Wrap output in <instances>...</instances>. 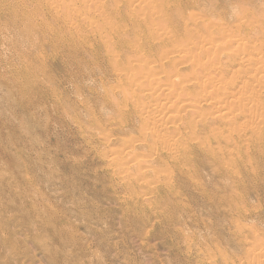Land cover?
Instances as JSON below:
<instances>
[{"label":"rangeland","instance_id":"obj_1","mask_svg":"<svg viewBox=\"0 0 264 264\" xmlns=\"http://www.w3.org/2000/svg\"><path fill=\"white\" fill-rule=\"evenodd\" d=\"M47 1L56 2V3L58 2L57 6L58 7L60 6L61 12L59 11V8L52 9V8L47 7L46 6ZM80 1L78 3H75V6H71L72 5L71 1H67L66 3L64 2L65 4L62 2L63 5H67V7L64 6L63 8V5L61 4V2L59 4V0L58 1L56 0H3V1L0 0V3H1L0 14L4 16L3 18L0 15V60H1L0 62V66H1L0 67V74H1L0 75V156H1L0 157V163H1L0 164V230L7 231V235L9 238L8 242L6 244H3L2 239H4L6 236H1L0 234V264H41V263L42 264H87V263L88 264H97V263L106 264L105 262H107V264H124V263L125 264H201V263L202 264H211V263L212 264H215V263L216 264H225V263L226 264H230V263L231 264H250V263L255 264L256 262H257L256 264L264 263V257L260 259L261 256L264 254L263 252L264 251V246H263L264 245V241H263V238H264V154H262V152H264V146H263L264 141L258 142L257 140H255V138H248V139L246 138L247 141L249 139L252 140V141L250 140V142L248 141L249 144H246V148L248 145H250L248 146L250 147L249 151H247L248 148L247 149L245 148V143H247V141L246 142L244 141V145H243L244 147H242V142H240V144H237V143L234 145L230 144V146L228 147L227 145H223L222 148H224L223 150H225V147H226V150H225L226 152L224 151L225 153L223 155L224 157L221 158L220 161L219 160L215 161L213 159L206 158L205 161L202 163L201 162L199 164L193 163L195 166H193V164H187L186 166L183 167L184 168L183 171H184L185 178L191 177L189 178L191 179L189 182L182 181V177L180 175V171L178 170V167L175 166L172 163V161L170 160L169 162L167 161L166 164L169 165L168 169L173 170L172 171L173 172V175H172L173 182L171 180V185L173 183L175 184V185L174 184L172 185V187L174 186L172 188L173 190L172 189L166 190L164 183H162L161 186H159V187L163 186V188H159L156 190H155L156 187L151 188V190L146 189L143 186L144 184L143 181L142 182L139 181V183L134 182V184L133 183L125 184L123 182V179L117 175V170H114L115 167L110 166L109 164L110 161L107 159V157L104 158L105 155L108 156V154H110V151L114 149L115 151L117 150V152L119 151L121 152V150L123 151V149H125V152H129V149L131 150L130 147L132 145H135V146L138 145L140 147L141 145H143V143L141 142L138 143V141L141 138L140 130L143 126V121H141V119L145 118L146 116V112L143 113L144 110L143 109L141 110V108H143L144 106L145 107L150 106V103H149L150 100L147 98H146L147 100L145 99V97L148 96L146 94L149 93L147 90L148 87L147 88L145 87L146 88L145 90L147 91L143 92L144 94H141V96L143 95L142 97L138 95H136V97L135 95L134 97H131L133 93L137 92L138 90L137 89L138 87L135 86V83L134 84L132 83V80H133L132 78H134V76L137 75L140 80L142 76L139 77L141 73L140 74L138 73L139 75L137 73L132 74L131 72H129L131 74L126 73L128 72L127 71L128 68L124 67L126 66V64L128 67L131 64L132 66L138 64L139 60H140V63H142L141 60L146 61V62L147 61L151 62V59L155 62L159 61L160 56H162V53L164 56V55H167L168 52L170 51L169 52L170 54L172 51L171 48L173 49V52L174 50L177 51L176 48H179L180 46H182L181 43H183V46H182L183 48L186 47L184 43L185 44L187 43L188 46L190 43V45H194V46L196 45L197 47L198 43L200 44V46H203L204 43L207 44V41H209L210 38L215 39V42L217 43L220 42L219 45L223 44L222 41L224 42L223 40L224 38L222 37H226V35H228L227 37H230V36L233 37V36L238 35L236 37L244 38V35L246 36L247 29L245 27L242 28L243 27L242 24H245L242 22L244 21L246 22V20L250 19V15L247 14L248 11L249 13H253V11L258 13L259 9L260 11L264 10L263 8L264 0H200V1L199 0L197 1H194V0H187V1L186 0H176V1L175 0H169V1L164 0V1H161V0H158L157 2L156 0H153V1L150 0L151 5L152 3H154L153 6L150 7V9L153 7L152 9H154L153 10L154 13L150 12V9L147 10L149 13H151L152 18L151 17L149 18L150 15H148V12H146L148 16L145 13L138 14L137 28L142 23H144L141 25V28H139V29H142L140 30V32L135 31L136 27L134 28V26L129 22V24L127 25L129 29L128 28L126 30L122 29L121 32L120 30H118V32L121 34H119L116 31V35L118 37H115L116 35L114 34L115 36H113L111 43H107V44L102 43L101 41L102 39H100L98 36L96 37L95 33L94 35L90 34L87 30H84V33H80V35H77L75 39H73L74 40L73 43L72 42H69V43L60 42L59 39L61 38V36H64L63 39L65 40H72L70 39L69 34L67 33L64 21H62L63 18H69L67 17V15L65 16V14H67L65 13L66 8L73 9V8L79 7L82 10H84L85 13L91 14L92 18L96 16L95 17L96 19H101V15L103 13L96 11V13L94 14L92 12L95 11V10L93 11V9L95 8L94 5L97 2L99 3L103 1L107 3L106 9H108L109 14H111V15H108L109 19L111 17L112 20L115 19L119 23L120 22L123 23L124 21L128 19V14H127L126 8L124 7L125 3L128 4V1L125 2L122 0H117L119 1V3H121L122 11L121 10L117 11L115 8H113V6L115 7L116 5L115 0H114L115 2L112 0H88L90 1V4H91V1H93L91 5L87 3L88 1L87 2L84 1L85 3L84 5H83V1L81 2ZM146 1L149 2V0H146ZM69 3H70V6H68ZM80 3H81V7H80ZM162 3H164L163 6H162ZM168 3L170 6H167ZM221 3L223 4V8H222ZM174 4L177 6V7L175 6L176 8L173 7ZM182 4L184 5L182 6ZM84 6L85 8H83ZM87 6H90V7L87 8ZM161 6L163 7V13H162L163 16L160 14L162 12ZM159 7H161V9ZM244 7L245 9L246 8H251V9H247L248 11L245 12L243 11L245 10ZM155 8L160 13L157 12ZM196 8L200 11H198ZM183 9L185 10V12ZM239 10L244 12V14L246 15H243V13ZM56 11L58 12V16H57ZM170 11L172 12L173 16L170 14ZM174 11L176 12L178 11L179 15L174 14L176 13ZM191 12L192 13L195 12L193 14L195 15V17L197 16L199 18L200 16L198 15L202 16L201 19L199 20L200 22L198 26H194V24L190 21L189 16H192L193 18V15ZM197 12L199 14H197ZM237 12L240 14L242 18L237 14ZM14 13L20 15L19 16L20 21L18 23L19 25L16 24V26H14V24L9 25L4 20L6 17L11 16V14L13 15ZM169 14L171 17L169 16ZM141 15H144V16L143 18L140 19ZM145 15H146V18H145ZM175 15L176 17H174ZM236 15H238L239 17ZM108 16H106L105 18H107ZM156 16L157 17L160 16V17L157 18ZM58 17H60V19H58ZM147 17L150 19L151 22L155 21L153 25L154 24L157 25V22L159 24L160 18L162 19V21H160V24H162V22H164L165 19H166V22L169 23L168 25V23L164 22V25H167L168 28L167 26L166 28H164L163 25L161 26L160 24L157 25V27L154 25L156 28H158L159 26L158 30L155 27H153V29L158 31L157 32L158 34L161 32V31L159 32V30H162V29L164 30H162L161 34H165L166 30L168 29L170 31L173 30L174 32L176 30L177 34L179 33L178 36L176 35V32L173 34L172 33L173 31L171 33L174 39H172V37L169 38L170 37L169 34L167 35L169 37H164L161 34H159L160 36L159 35L156 36L157 33L155 32V30L152 29L153 25H151L152 23L148 21L149 19H147ZM195 17L193 19L191 18V20H195ZM237 17L239 19L245 18V20L240 21L238 20ZM144 18L146 19L145 21H144ZM167 18H168V21H167ZM24 20H27V21L23 22ZM171 21H174V23L173 22L171 23ZM207 21L210 23H208ZM70 22H75V20L74 21L72 20ZM188 22H191V23H188ZM203 22L204 24H207V25H204ZM218 22L220 23V26H216V25H219ZM23 23L24 24L34 23V26L36 28L33 27L32 30L26 31V29L24 30L25 27ZM212 24H214V27L212 26ZM208 25L210 26V28L212 26L214 29L213 30L211 29V31H209L208 29L210 28ZM221 25L223 26L221 27ZM171 26L175 27L176 29H173ZM148 27H151L150 31L146 29ZM185 27H188L186 29L187 31V33H185L186 35L184 34V32H186ZM236 27L242 28L240 29V32L238 31L239 28L237 29ZM229 28L235 31H232ZM123 30L125 32H123ZM207 30L209 32H212L213 34L208 33ZM148 31L150 33H153L154 31V33L152 34L153 37L150 33H148ZM170 31H167V33H169ZM224 31L226 33H229L230 36L229 34H226ZM232 32H235V34L233 35ZM238 32L240 34H238ZM141 33H142V36H141ZM189 33H190V36H189ZM209 34L212 36L208 38L207 36ZM56 35H58V37H56ZM213 35L216 37H214ZM125 36H127L129 40ZM158 36L161 38L163 37L162 38L163 41H161L162 39H159V38L158 39L160 41H158L157 39ZM186 36H188L189 38H196V41L189 40L188 37ZM150 37L152 38L156 37V39L151 38L152 39L151 41ZM81 38H84L83 39L84 42H81L82 40ZM203 38L204 39L206 38L205 39L206 42L203 41L204 40ZM88 39H92L91 41L93 42L89 40L90 41L89 43ZM134 39L135 41L140 39L141 42H144L143 49L144 48L145 49L140 50L139 52H136L138 53V55L133 56L132 57L133 59H130V61L128 62V59H125L127 56V53L129 51H132L133 48L136 47L134 43L136 45L139 44V41L135 42ZM199 39L200 41L198 42L197 40ZM113 40L118 42V45L116 46L118 47L120 45L119 48L115 47V45L112 44ZM179 40L181 41V43L179 42ZM184 40H186V42H184ZM174 41L177 43L179 42L181 45L178 43L177 46L179 47H176L175 45L177 43H175ZM146 42H148L149 44ZM166 42L167 43L171 42L172 46L174 44V48L171 46V44L168 45ZM259 42L256 43L255 45L254 43H250L249 44L250 46L248 47L249 51H253L254 49L252 47H255V49L256 48L259 49V52L260 51L262 52L263 50L262 45H264V38L259 40ZM48 44L49 45L51 44L53 46L51 45L47 46ZM110 44H112L113 48L106 47L107 45H110ZM54 45L58 47L53 48ZM161 45H163L164 47ZM150 46L152 48H157V50L150 48ZM167 48H169V50ZM183 48L180 47L179 49L181 50ZM257 49L255 51H258ZM10 50L12 52H10ZM165 50L166 51L168 50V52H166L167 54L164 52ZM58 51L59 53H57ZM109 51L114 54H117L118 52H120V55L118 54L119 59L115 60V62L113 61L114 59L112 60L109 59L108 58ZM151 52H153V54ZM198 52H199L198 50L195 52L194 54L195 57L193 59H203L202 62L203 63L208 62V64L217 63L216 61L209 62L211 61L210 59H216L215 55L198 56ZM245 52L246 51H241L239 53V51H237V53L236 52L233 53L235 55H232V53L229 51V54L232 55L233 57L228 55L229 57H223V59L224 61H226L230 57L231 59H236V58L240 59L241 57L243 58L245 56L244 55ZM238 53L239 55L241 53L243 55L241 54L242 56L240 55L241 56L240 57ZM93 54H96V55H93ZM99 54L100 56H98ZM153 55L156 57H154ZM177 55L175 54V55H172L171 57L173 60H176L175 62L177 65L179 64L177 70L179 69V71L182 73L181 78H184L183 74L187 75V74H190L191 72L190 69L188 68L189 63L181 64L179 62L180 61L179 58L181 56L178 55L179 56L178 57ZM85 56L87 57L85 58ZM138 56L139 58L141 56V58L139 59ZM61 59H62V62L60 61ZM134 60H136L137 62ZM116 61H117V64H116ZM130 62L131 64H129ZM155 62H153L152 65H155V68H156L158 62L156 63ZM166 62L167 61L163 62L165 64L163 68L161 67V70L164 69V72L166 73V75H169V72H172L173 68H171L172 66L168 64L170 62H167V64ZM49 64L50 66H47ZM91 64L92 65L94 64V66H92ZM115 64L117 66L114 68L113 65ZM121 65H122V68L119 69ZM169 66H170V71H169ZM81 68L83 71L81 70ZM115 70L121 71V72H116ZM123 70H125L124 72L125 74H127V76H130L128 78L130 79V82L132 83V85L129 82H127L128 79L121 80V78L118 76L120 73L122 74ZM161 70H158L160 74L163 73V70L162 71ZM20 71L22 73H20ZM114 71L116 72L115 74H114ZM186 71L188 72L187 74H186ZM164 74L162 76L160 75L159 77H165ZM232 74L227 75V76L223 74L224 75L223 77H225L226 79H231L230 77L233 76ZM28 75H30V77ZM40 75H42L44 78ZM137 76H135L136 79H137ZM34 77H36V79ZM40 81L46 86L43 85ZM141 81H142V78H141ZM184 81L186 80L184 79ZM6 82L9 85L10 84L11 85L9 86L7 84L9 86L7 87ZM119 82H122V83L120 84ZM191 82L192 83L189 82V85L184 84V85L189 86L190 88L189 93L187 92L186 94H184L181 91H179V94L181 95H177L176 96L177 99L175 98L174 101L177 100L178 102V99L180 98L179 99L180 102L178 103L182 102L180 104L182 105L184 103H189V100H191L190 98H192V100L190 101L191 103L194 99L197 100V97L200 94V92L198 91H201V89H199V86L196 87L197 81L192 80ZM125 83L128 86H126ZM185 83H187V81ZM54 87L56 89H54ZM122 87L126 89V94L125 92H123L125 90L122 89ZM191 87L193 88L194 91H192ZM165 88L168 89L167 86L166 87L164 86L162 87V90L166 91ZM27 90L29 91V93ZM128 91L130 92V94ZM210 91L211 90L208 91L209 95L208 93H206L207 94L206 96H208L209 98L210 97L216 98L217 95L215 93H213L214 96H210L212 94V92ZM262 91H263L262 96H264V90ZM13 93L14 95L16 93V95L14 96ZM196 93H199V94L197 95ZM128 95L130 96V98L128 97L127 98L128 101H126L125 103L126 98H124V96H128ZM189 95L190 96L192 95V97H190ZM31 96L32 97L34 96V97L32 98ZM188 96L189 98H187ZM30 97L33 101L30 99ZM56 97H57V103H56ZM34 98H36L37 100L36 99L34 100ZM116 100L118 103H116ZM262 100H264V97H262ZM18 101L20 104L18 103ZM146 102L148 103L146 104ZM31 103H33L34 107ZM195 103L196 101H194L193 104L198 105ZM39 104H40V107L38 108L37 106H39ZM135 104H137V106ZM138 104L139 105L143 104L144 106L142 107V105H140L141 108H139ZM162 104L166 107L169 106V105L168 106L165 105L167 104L166 102H162ZM263 104H264V101H263ZM52 106L53 108H51ZM199 106H201V109H203V112L201 111L202 113H205V112L207 113V112L214 110V107L211 106L209 102L201 103ZM27 107H28V110H26ZM176 110L177 108L171 109L172 113L173 112L175 113ZM178 111L180 110L178 109ZM139 114H140V117H139ZM189 114H190L191 119L193 118V119H196L197 121L201 120V117L199 118L200 116L199 114L198 115L194 114L195 116L194 115L192 116L191 113ZM37 116L39 120L38 118H35ZM197 116L199 119L197 118ZM64 117L65 119H63ZM71 118L77 121L73 122ZM254 118H255V123H250L249 126L259 125L258 118L256 117ZM69 119L72 120L71 121V123L73 122L72 124L70 123ZM121 120L124 121L125 124L122 123ZM245 120L248 122L251 121L250 118H246ZM246 121L242 120L240 121V123L244 124ZM168 126H169L168 127L169 132L166 135H168L167 137L169 138L171 137L174 138L178 135V133L174 134V136L172 135L174 129H177V130L178 128L183 129L182 130L183 132L189 133L188 130L185 129L184 126L182 127L181 124L176 123L175 126L174 124H171V126L170 124H168ZM210 130L211 128L207 130L200 129L199 133L201 134H199V137H200L199 140L202 141L203 137H205V134H206V137L207 135L209 136L210 133H207V131H210ZM3 133L5 137L2 135ZM169 133L171 134V137L169 136ZM106 136H109V139H111V140L106 139L107 142H109V144L107 142L104 143L105 142L104 138ZM132 136L133 138L134 137L137 138V140L134 138L135 142H133ZM209 137L214 147L218 148L217 141L212 139L211 136ZM131 138H132L133 143L128 144ZM177 138L179 137H176L175 139ZM126 143L127 145H129L127 146L128 147L127 151H126V148H123L125 147ZM104 144H106V146ZM235 145L239 148L237 147H236L237 149L234 148ZM230 147L232 149L234 148L233 151ZM227 149L233 152V154L235 153L234 155L232 154V156L238 157V154H239L240 158L239 157H238L239 159L236 158L237 160H235V157L232 158L229 154H227L229 153V151L227 152ZM97 151L98 153H96ZM139 151L140 153L143 154V155L141 154L142 157H140L142 160L143 157L148 156L150 150L149 148L142 147V149ZM235 151H237V153ZM247 153L249 154V156ZM144 154H146L147 156L146 155L144 156ZM166 154L167 153L165 152L161 156L164 158L166 157ZM113 157H117V156H113ZM113 157H111L110 159H112ZM119 157L121 160L123 158L122 160L123 162L125 161V158L123 155L122 157L121 156ZM119 157H117L118 160H120ZM225 158H227L226 163H229L230 166L228 164H225V160H224ZM241 159L242 161L240 162ZM250 159L252 162L250 161ZM236 161L238 164L236 163ZM166 164L159 165V167L165 168ZM237 165L238 167H236ZM187 166L190 169V171H188ZM227 166H229V169ZM225 167L227 170L225 169ZM233 170H235V173L237 171L236 175H239V176H236ZM196 171L199 174H197ZM108 172L110 173V175ZM230 172L232 174V176L230 175L231 177L229 176ZM187 175H191V176H187ZM114 182H116V184ZM128 186L130 187L128 188ZM202 188L204 192L203 190L201 191ZM180 189H183V190L179 192ZM167 191L169 194H167ZM212 193L214 194L212 195ZM208 194H210L209 197H208ZM133 196L134 198H131ZM147 197L149 198L150 201L148 200ZM237 197L239 198V200ZM117 199L120 201L118 202ZM146 200H148L147 201L148 203L146 202ZM222 201L223 203L225 201V203L223 204ZM153 202L155 205L154 204L152 206L150 205L151 206L150 208L149 204H152ZM243 208L245 211L243 210ZM139 209L141 210L139 211ZM239 209L241 210V213ZM237 210L239 211V213ZM189 211L192 213L187 214ZM153 214H155V216ZM235 219H237L238 225H236L237 221ZM146 221H148L147 224H146ZM174 222H176L177 224ZM195 224H197V226ZM240 227L241 228L243 227L242 230L244 229V231H242ZM164 229L167 231L166 234H165L166 231H164ZM160 230H162V233ZM172 231L176 235L174 234L172 235ZM255 231L257 232V234ZM191 232L194 233L193 236ZM79 234H82V235H79ZM188 235H189V238L195 237V239H192V238H190L192 240L187 239ZM201 235L204 237H202ZM75 236H77V238ZM179 238H181L182 241ZM260 241H261L260 244H263L262 245L263 248L261 246V249L259 248ZM189 245L191 247V248L189 247L191 251H189V249L185 247ZM200 245H202V247ZM215 245L217 246L215 247ZM254 245H256L257 247H255ZM252 246H254L255 248H252ZM249 248L251 252L248 251ZM205 249L207 252L205 251ZM224 250L226 252H224ZM256 250H258L257 253H256ZM210 251H211V254H210ZM259 251L263 252V254L259 253ZM248 252L249 254H251V258L249 257L250 255H248ZM208 254L210 256H213V260L211 259L212 257H210ZM258 254H260L261 256L258 257L257 256ZM47 255L50 256V259ZM227 256L232 261H230ZM258 258L259 260H261L260 262H258L257 260ZM226 259L228 260V262L226 261ZM237 259H240V261ZM249 259H250V262H249Z\"/></svg>","mask_w":264,"mask_h":264},{"label":"bare ground","instance_id":"obj_2","mask_svg":"<svg viewBox=\"0 0 264 264\" xmlns=\"http://www.w3.org/2000/svg\"><path fill=\"white\" fill-rule=\"evenodd\" d=\"M3 1V0H2ZM56 1H58V0H56ZM67 1H71V6H75V3H78L80 0H59V4H60V2H61V4L63 5V3L65 2H67ZM81 1H83V5L85 4L84 3V1H88V0H81ZM80 1V2H81ZM112 1H114V0H112ZM116 1V2H115ZM114 2H115V7L113 6V8H115L117 11H120L121 10V3H119V1H117V0H115ZM122 1H125V2H127L128 1V4H126L125 3V5H124V7L126 8V11H127V14H128V19L126 20V21H124L123 23H119V22H117L115 19V21L114 20H112V18L110 17V19H109V16L108 15H111V14H109V12H108V9H106V7H107V3H105V2H97L94 6H95V8L93 9V11L94 12H92V13H96V11L97 12H100V13H103L102 15H101V19H96L95 17L96 16H94V18H92V15L91 14H87V13H85V11L84 10H82L81 8H79V7H77V8H73V9H70L69 7V9H67L66 8V12L65 13H67V14H65V16L67 15V17H69V18H63V20L62 21H64V23H65V28H66V30H67V33L69 34V37H70V39H72V40H65V39H63L64 38V36H61V38L59 39V41L60 42H63V43H69V42H74V40L73 39H75V37L77 36V35H80V33H84V30H87L90 34H92V35H94V33L96 34V37L98 36L100 39H102L101 41H102V43H104V44H107V43H111V40L113 39V36H115L116 35V31L118 32V30H120V32H121V30L122 29H127L128 27H127V25L129 24V22L134 26V28L136 27V29H135V31H139L140 32V30H142V29H139V28H141V25L142 24H144V23H142L140 26H138V28H137V19H138V14H143V13H145L146 14V12H148L147 10H149L150 9V7L151 6H153V4L154 3H152V5L150 4V0H149V2H147L146 0H122ZM153 1V0H152ZM158 0H156V2H157ZM161 1H164V0H161ZM169 1V0H168ZM176 1V0H175ZM174 1V2H175ZM187 1V0H186ZM194 1H197V0H194ZM200 1V0H199ZM9 2V1H8ZM32 2V1H31ZM63 2V3H62ZM92 2L93 1H91V4H92ZM109 2V1H108ZM178 2H180V1H178ZM64 3V4H65ZM74 3V4H73ZM87 3H89L90 4V1H88ZM113 3V2H112ZM138 3V4H137ZM161 3V2H160ZM159 3V4H160ZM189 3V2H188ZM191 3V2H190ZM195 3V2H194ZM198 3V2H197ZM2 4H3V2H2ZM31 4V3H30ZM57 4H58V2L56 3V2H49V1H47V7H49V8H52V9H58L59 8V11H60V6L58 7L57 6ZM90 4V5H91ZM156 4V3H155ZM163 4L164 3H162V6H163ZM200 4V3H199ZM198 4V5H199ZM222 4V3H221ZM262 4V3H261ZM264 4V3H263ZM0 5H1V3H0ZM16 5H17V3H16ZM40 5V4H39ZM123 5V4H122ZM178 5V4H177ZM184 4H182V6H183ZM197 5V6H198ZM227 5V4H226ZM64 6L65 7H67V5H63V8H64ZM68 6H70V3L68 4ZM155 6V5H154ZM158 6V5H157ZM160 6V5H159ZM161 6V7H162ZM167 6H170L169 5V3H168V5ZM172 6V5H171ZM176 5L174 4V6L173 7H175ZM189 6H190V4H189ZM241 6V5H240ZM239 6V7H240ZM7 7H9V6H7ZM7 7H6V9H7ZM11 7V6H10ZM44 7V6H43ZM80 7H81V3H80ZM88 7H90V6H87V8ZM112 7V6H111ZM161 7H159L160 9H161ZM177 7V6H176ZM175 7V8H176ZM181 7V6H180ZM193 7V6H192ZM199 7V6H198ZM200 7H202V6H200ZM256 7V6H255ZM45 8V7H44ZM62 8V7H61ZM83 8H85V6L83 7ZM86 8V9H87ZM153 8V7H152ZM150 9V12H153V10L154 9ZM169 8V7H168ZM179 8V7H178ZM222 8H223V4H222ZM264 8V7H263ZM4 9H5V7H4ZM29 9V8H28ZM46 9V8H45ZM167 9V8H166ZM170 9V8H169ZM172 9V8H171ZM181 9V8H180ZM194 9V8H193ZM197 9V8H196ZM243 9V8H242ZM244 9H245V7H244ZM247 9H251V8H246L245 10H243V11H248ZM1 10V9H0ZM88 10V9H87ZM90 10H91V8H90ZM106 10V11H105ZM112 10H114V9H112ZM152 10V11H151ZM155 10L157 11V9L155 8ZM159 10V9H158ZM162 12L160 13L159 11H157V12H159L161 15H162V13H163V7H162ZM173 10V9H172ZM171 10V11H172ZM175 10V9H174ZM184 10V9H183ZM198 10V9H197ZM204 10V9H203ZM8 11V10H7ZM26 11H28V10H26ZM65 11V10H64ZM63 11V12H64ZM122 11V10H121ZM124 11V10H123ZM170 11V14L172 15V12ZM182 11V10H181ZM198 11H200V10H198ZM225 11V10H224ZM237 11V10H236ZM239 11H241V10H239ZM9 12V11H8ZM57 12V11H56ZM61 12V11H60ZM114 12V11H113ZM174 12H176V11H174ZM184 12H185V10H184ZM205 12V11H204ZM242 12V11H241ZM251 12V11H250ZM258 12V11H257ZM2 13V12H1ZM89 13V12H88ZM117 13V12H116ZM154 13V12H153ZM192 13V12H191ZM195 13V12H194ZM194 13H192V15L194 14ZM203 13V12H202ZM225 13V12H224ZM230 13V12H229ZM243 13V15H246V14H244V12H242ZM258 13H260V14H258ZM258 13H256V12H254L253 11V13H249V11H248V13L247 14H249L250 15V19H248V20H246V22L244 21L245 20V18L244 19H239L238 17L240 16V14L237 12V14L239 15H236V16H238L237 18H238V20H243L244 22H242V23H245V24H242V28H246L247 29V31H246V36L244 35V38H238V37H236V36H238V35H236V36H233V37H231L230 36V34L229 33H226L225 31V33L226 34H229V36L230 37H227L228 35H226L225 33V35H226V37H222V38H224L223 40H224V42L222 41V45H219V43H217V42H215V39H209V41H207V44L206 43H204V45L203 46H200V44L198 43L199 41H200V39L199 40H197L198 42V46L196 47V45L194 46V45H190V43H189V46L187 45V43L185 44L184 43V45H186V47H182L183 46V43H181V39L179 40V42L182 44V46H180L181 48H183V49H179L180 47L179 46H177L178 45V43L177 42H175V43H177L175 46L176 47H179V48H176V50L177 51H175L174 50V52H173V49L171 48V53L170 54H172V55H180L181 57L179 58V62L182 64H186V63H189V65H188V68L190 69V74H187L188 72L186 71V74L188 75V77H187V75H184L183 74V77L184 78H181V72L179 71V69L177 70V68H178V66H179V64L177 65L176 64V60H173L172 59V55H170L169 54V52H168V50H169V48H167L168 50L166 51H164L165 53L166 52H168V54L167 55H164L163 56V53H162V56H160V62L159 61H156V62H158V64H157V67L155 68V65H152L153 64V62H155V61H153L152 59H151V62H149V61H143V60H141V62L142 63H140V58H141V56H140V58H139V56H138V60H139V62H138V64H136V65H134V66H132V64H131V62L129 63V64H131L130 66H128L127 67V64H126V66H124L125 68H128L127 69V71L128 72H126V73H129V72H131L132 74L133 73H141L140 75H139V77H141L142 78V81H141V78H140V80H139V78H138V76L137 75H135V76H137V79H136V77L134 76V78H132L133 80H132V83L134 84L135 83V86H137L138 88V90H137V92H134L133 93V95L131 96V97H134V95H135V97H136V95H138V96H140V97H142L141 96V94H144L143 92H145V91H147L148 90V94H146V95H148L147 97H145V99L147 98V99H149L150 100V106H147V107H145L143 104H140V105H142V107L143 108H141L140 107V105H139V108H141V110L143 109L144 111H143V113L144 112H146V116H145V118H143V119H141V121H143V126H142V128H141V130H140V134H141V138H140V140L138 141V143H143V145H141V147L140 146H138V145H130L131 147V150L129 149V152H125V149H123V151L121 150V152L119 151V152H117V150L115 151V149L114 150H112V151H110V150H108V151H110V154H108V156H106L105 155V157L104 158H106L107 157V159L110 161L109 162V164H110V166H114L115 168H114V170H117V175L118 176H120L122 179H123V182L125 183V184H134V182H137V183H139V181H143L144 182V184H143V186L146 188V189H150L151 190V188H155V190L156 189H159V188H163V186L162 187H159V186H161V184L162 183H164L165 184V189L166 190H170V189H172L173 187H172V185L174 184H172L171 185V180L173 179V170L172 169H170L171 170V172H170V170L168 169V167H169V165H167L166 164V162L168 161L169 162V160L170 161H172V163L175 165V166H177L178 167V170L180 171V175H181V177H182V181H184V182H189L191 179H189V178H191V177H189V178H185V175H184V171H183V167L184 166H186L187 164H193V163H196V164H199L200 162L202 163V162H204L205 161V159L206 158H210V159H213V160H215V161H220V159L221 158H223L224 156V151L226 150V147H225V150H223L224 148H222V146L223 145H227V147L228 146H230V144H240V142H242V147H244L243 145H244V141L246 142L247 141V139L248 138H255V140H257L258 142L259 141H261V142H263L264 141V104H263V101L264 100H262V97H264V96H262L263 95V91L262 90H264V45H262V48H263V50H262V52L260 51L259 52V49H257L258 51H255L256 49H255V47H252L254 50L253 51H249V49H248V47L250 46L249 44L250 43H254V45L256 44V43H258L259 42V40H261V39H263L264 38V10H261L260 11V9H259V12ZM60 14V13H59ZM64 14V13H63ZM62 14V15H63ZM123 14H125V13H123ZM170 14H169V16H170ZM174 14H176V15H179V13H178V11L176 12V13H174ZM185 14V13H184ZM187 14V13H186ZM197 14H199L198 12H197ZM228 14V13H227ZM234 14H235V12H234ZM258 14V15H257ZM3 18H4V16L2 15V14H0ZM118 15V14H117ZM147 15V14H146ZM146 15H145V18H146ZM148 15H150L149 16V18L151 17V13H149L148 12ZM147 15V16H148ZM153 15V14H152ZM176 15L174 16V17H176ZM188 15V14H187ZM203 15V14H202ZM19 14H11V16H8V17H6L4 20L10 25V24H14V26H16V24H18L19 23ZM57 16H58V12H57ZM104 16V17H103ZM106 16H108L107 18H105ZM113 16V15H112ZM122 16H124V15H122ZM140 16V15H139ZM143 16L144 15H141V17H140V19L141 18H143ZM157 16H158V14H157ZM156 16V17H157ZM163 16V15H162ZM162 16H161V18H162ZM169 16H168V18H169ZM173 16V15H172ZM198 16H200L199 18L196 16L195 17V15H193V18L195 17V20H191V18H192V16H189V18H190V21L194 24V26H198L199 25V20L201 19V15H198ZM235 16V15H234ZM70 17H72V18H70ZM103 17V18H102ZM126 17V16H125ZM160 17V16H159ZM159 17H157V18H159ZM171 17V16H170ZM241 17V16H240ZM249 17V16H248ZM144 18V21L146 20ZM148 17H147V19H149ZM152 18V17H151ZM160 18V21H162V19ZM168 18H167V21H168ZM178 18V17H177ZM192 18V19H193ZM196 18H197V20H196ZM204 18V17H203ZM206 18V17H205ZM236 18V17H235ZM242 18V17H241ZM25 19V18H24ZM34 19V18H33ZM58 19H60V17H58ZM156 19V18H155ZM154 19V20H155ZM174 19H176V18H174ZM74 21L75 20V22H70V21ZM170 20H171V18H170ZM169 20V21H170ZM203 20H205V19H203ZM22 21V20H21ZM27 20H24L23 22H26ZM35 21H37V20H35ZM120 21V20H119ZM141 21V20H140ZM148 21H150V19L148 20ZM160 21H159V24H160ZM164 21V20H163ZM210 21V20H209ZM216 21V20H215ZM151 22V21H150ZM150 22H149V24H150ZM155 22V21H154ZM153 21L151 22L152 24L151 25H153V23H154ZM164 22H166V19H165V21ZM164 22H162V24H160L161 26L163 25V27L164 28H166V26L167 25H164ZM174 23V21H171V23ZM191 22H188V23H191ZM208 22V21H207ZM22 23V22H21ZM141 23V22H140ZM148 23V22H147ZM166 23H168V22H166ZM187 23V24H188ZM208 23H210V22H208ZM219 23V22H218ZM217 23V24H218ZM32 24V25H31ZM31 24H24L23 23V25H24V30L26 29V31H30V30H32L33 29V27L34 28H36L35 26H34V23H31ZM158 24V22H157V25H159ZM176 24V23H175ZM185 24V23H184ZM203 24H204V22H203ZM215 24V23H214ZM214 24H212V26L214 27ZM221 24H222V22H221ZM19 25V24H18ZM155 25V24H154ZM152 26V29H153V27H157V25H155V26ZM168 25H169V23H168ZM189 25V24H188ZM187 25V26H188ZM204 25H207V24H204ZM216 25V24H215ZM48 26V25H47ZM147 26H148V24H147ZM160 26V27H161ZM185 26V25H184ZM209 26V25H208ZM208 26H207V28H208ZM211 26V28H210V26H209V28L210 29H208L209 31H211V29L213 30L214 28ZM216 26H220V23H219V25H216ZM215 26V27H216ZM223 25H221V27H222ZM225 26V25H224ZM237 26V25H236ZM240 26V25H239ZM45 27V26H44ZM60 27V26H59ZM84 27V28H83ZM145 27V26H144ZM155 27V28H156ZM172 27V26H171ZM189 27V26H188ZM188 27H185V31H186V29L188 28ZM205 27V26H204ZM228 27V26H227ZM167 28H168V26H167ZM173 29H176L175 27H172ZM198 28V27H197ZM206 28V27H205ZM204 28V29H205ZM223 28H225V27H223ZM222 28V29H223ZM237 28V27H236ZM239 28V27H238ZM237 28V29H238ZM242 28H239L238 29V31L240 32V29H242ZM61 29V28H60ZM129 29V28H128ZM146 29H148L149 31H150V29H151V27H148V28H146ZM157 30L159 29V26H158V28H156ZM169 29H170V27H169ZM230 30H232L231 28H229ZM20 30V29H19ZM153 30H155V29H153ZM162 30H164V29H162ZM162 30H159V32L161 31L162 32ZM166 30V29H165ZM191 30V29H190ZM207 30V32L208 33H212V32H209ZM217 30V29H216ZM224 30V29H223ZM13 31V30H12ZM59 31V30H58ZM143 31H144V29H143ZM148 31V33H150ZM167 31H170V30H166V36H165V34H161V32L159 33V34H161V35H163L164 37H169V38H171L172 37V39H174V37H173V35H172V33L174 34L175 32H176V30H175V32L173 31H170L169 33H167ZM182 31V30H181ZM180 31V32H181ZM232 31H235V30H232ZM123 32H125L124 30H123ZM142 32V31H141ZM152 32V31H151ZM155 32L157 33L158 31H156L155 30ZM164 32V31H163ZM172 32V33H171ZM178 32H179V30H178ZM183 32H184V30H183ZM228 32V31H227ZM238 32V34H240ZM11 33V32H10ZM56 33V32H55ZM58 33V32H57ZM119 33V32H118ZM127 33V32H126ZM125 33V34H126ZM144 33H145V31H144ZM143 33V34H144ZM153 33H154V31H153ZM153 33H150L151 35L153 34ZM171 33V34H170ZM185 33H187V31L186 32H184V34ZM197 33V32H196ZM233 33V35L235 34V32H232ZM231 33V34H232ZM115 34V35H114ZM119 34H121V33H119ZM136 34V33H135ZM149 34V35H150ZM158 33L156 34V36L157 35H159ZM169 34V36H167ZM179 34V33H178ZM178 34H177V32H176V35L178 36ZM183 34V33H182ZM181 34V35H182ZM213 34V33H212ZM223 34V33H222ZM11 35V34H10ZM59 35V34H58ZM58 35H56V37H58ZM134 35V34H133ZM137 35H138V33H137ZM186 35V34H185ZM210 35V34H209ZM207 36L208 38L209 37H211L212 35H210V36ZM217 35V34H216ZM224 35V36H225ZM29 36V35H28ZM31 36V35H30ZM89 36H91V35H89ZM141 36H142V33H141ZM145 36V35H144ZM148 36V35H147ZM160 36V35H159ZM157 37V39L159 38V39H162L161 37ZM175 36V35H174ZM180 36V35H179ZM189 36H190V33H189ZM214 36V35H213ZM223 36V35H222ZM12 37V36H11ZM18 37V36H17ZM24 37V36H23ZM80 37V36H79ZM78 37V38H79ZM115 37H118L117 35L115 36ZM124 37V36H123ZM123 37H122V39H123ZM127 39H128V37L127 36H125ZM152 37H153V35H152ZM152 37H150V40L152 41V39H156V37L155 38H152ZM176 37V36H175ZM186 37H188V36H186ZM185 37V38H186ZM192 37V36H191ZM194 37V36H193ZM197 37V36H196ZM214 37H216V36H214ZM214 37H212V38H214ZM238 38V39H236V38ZM90 38V37H89ZM92 38V37H91ZM125 38V39H126ZM133 38V37H132ZM136 38V37H135ZM138 38V37H137ZM144 38V37H143ZM152 38V39H151ZM179 38V37H178ZM208 38H207V40H208ZM14 39V38H13ZM30 39H31V37H30ZM66 39H68V38H66ZM77 39V38H76ZM82 40L84 39V38H81ZM120 39V38H119ZM140 39H141V37H140ZM140 39H138V40H136V41H139V44L138 45H136L135 43H134V45L136 46L135 48H133V50L132 51H129L128 53H127V56H126V58L125 59H128V62L130 61V59H133L132 57L133 56H135V55H138V53H136V52H139L140 50H144L143 49V43L144 42H141V40ZM158 39V41H160ZM166 39V38H165ZM188 39L189 40H194V41H196V38H189L188 37ZM204 39V38H203ZM206 39V38H205ZM205 39L203 40L204 42H206L205 41ZM47 40V39H46ZM52 40V39H51ZM80 40V39H79ZM81 40V42H84V40L82 41ZM91 41L92 39H88V41ZM98 40V39H97ZM129 40V39H128ZM144 40V39H143ZM147 40H148V38H147ZM147 40H145V41H147ZM170 40V39H169ZM187 40V39H186ZM186 40H184V42H186ZM201 40H202V38H201ZM87 41V40H86ZM90 41H89V43H90ZM118 41V40H117ZM134 41H135V39H134ZM135 41V42H136ZM154 41V40H153ZM155 41H157V40H155ZM161 41H163V39L161 40ZM167 41V40H166ZM171 41V40H170ZM216 41H218V40H216ZM258 41V42H257ZM91 42H93V41H91ZM121 42H123V41H121ZM132 42V41H131ZM149 42V41H148ZM148 42H146V43H148ZM169 42V41H168ZM263 42V41H262ZM26 43H27V41H26ZM29 43V42H28ZM49 43V42H48ZM56 43V42H55ZM86 43V42H85ZM129 43H130V41H129ZM155 43V42H154ZM153 43V44H154ZM164 43V42H163ZM167 43V42H166ZM179 43V44H180ZM194 43V42H193ZM201 43V42H200ZM260 43V42H259ZM93 44V43H92ZM112 44H114L115 45V47H117L116 45H118V42H116L115 40H113V43ZM112 44H110V45H107L106 47H112ZM149 44V43H148ZM158 44V43H157ZM168 45L169 44H171V42L170 43H167ZM180 44V45H181ZM195 44V43H194ZM202 44H203V42H202ZM201 44V45H202ZM216 44H218V45H216ZM51 45V44H50ZM49 44L47 45V46H50ZM77 45V44H76ZM81 45V44H80ZM91 45V44H90ZM94 45V44H93ZM121 45H122V43H121ZM150 45H152V44H150ZM156 45V44H155ZM160 45V44H159ZM10 46V45H9ZM12 46V45H11ZM20 46V45H19ZM26 46V45H25ZM51 46H53V45H51ZM66 46V45H65ZM79 46V45H78ZM92 46V45H91ZM98 46V45H97ZM120 46V45H119ZM119 46L117 47V48H119ZM124 46V45H123ZM161 46H163V45H161ZM164 46H165V44H164ZM163 46V47H164ZM171 46H172V44H171ZM192 46H194V47H192ZM200 46V47H199ZM260 46H261V44H260ZM3 47V46H2ZM55 47H58V46H55L54 45V47L53 48H55ZM101 47V46H100ZM114 47V48H115ZM128 47V46H127ZM173 48H174V44H173V46H172ZM13 48V47H12ZM77 48V47H76ZM109 48V49H110ZM113 48V47H112ZM150 48H152L151 46H150ZM259 48V47H258ZM91 49H92V47H91ZM152 49H156L157 50V48H152ZM151 49V50H152ZM6 50V49H5ZM28 50V49H27ZM53 50V49H52ZM106 50H107V48H106ZM115 50V49H114ZM199 51L198 52V56H205V55H215V58L216 59H210L211 61H209V62H217L216 64H214V63H209L208 64V59H207V63H203L202 61H203V59H193L195 56H194V54H195V52L196 51ZM248 50V51H247ZM251 50V49H250ZM8 51V50H7ZM14 51V50H13ZM16 51V50H15ZM20 51V50H19ZM22 51V50H21ZM31 51V50H30ZM44 51V50H43ZM57 51V50H56ZM78 51V50H77ZM110 51H112V50H110ZM109 51V55H108V58L109 59H114L113 61L115 62V60H118L119 59V56H118V54L120 55V52H116L117 54H114V53H111ZM146 51V50H145ZM149 51V50H148ZM229 51L232 53V55H235V54H233V53H237V51H239V53L241 52V51H246L245 53H244V57L242 58L241 56L243 55L242 53V55L240 56L239 55V53H238V55L241 57L240 59H238V58H236V59H231V57L229 58V59H227L226 61H224V59H223V57H229V56H232V55H230L229 54ZM10 52H12L11 50H10ZM28 52V51H27ZM55 52V51H54ZM65 52V51H64ZM68 52V51H67ZM79 52V51H78ZM16 53V52H15ZM57 53H59V51L57 52ZM69 53V52H68ZM82 53V52H81ZM94 53H95V51H94ZM141 53V52H140ZM145 53V52H144ZM152 54H153V52H151ZM150 53V54H151ZM155 53V52H154ZM164 53V54H165ZM97 54V53H96ZM96 54H93V55H96ZM122 54H124V53H122ZM147 54H149V53H147ZM12 55V54H11ZM15 55V54H14ZM65 55H67V54H65ZM80 55V54H79ZM84 55V54H83ZM177 55V56H178ZM219 55V56H218ZM229 55V56H228ZM21 56V55H20ZM25 56V55H24ZM98 56H100V54L98 55ZM104 56H105V54H104ZM154 56V55H153ZM171 58H170V57ZM239 56H237V57H239ZM22 57V56H21ZM29 57V56H28ZM80 57V56H79ZM87 56H85V58H86ZM106 57H107V55H106ZM105 57V58H106ZM150 57V56H149ZM154 57H156V56H154ZM164 58V59H162V58ZM179 57V56H178ZM233 57V56H232ZM11 58H13V57H11ZM14 58H16V57H14ZM25 58V57H24ZM84 58V57H83ZM147 58V57H146ZM218 58V59H217ZM21 59H23V58H21ZM135 59V58H134ZM19 60V59H18ZM28 60V59H27ZM46 60V59H45ZM54 60V59H53ZM71 60V59H70ZM91 60V59H90ZM14 61H16V60H14ZM61 62H62V59L60 60ZM78 61H79V59H78ZM92 61V60H91ZM108 61V60H107ZM126 61V60H125ZM134 61H136V60H134ZM153 61V62H152ZM165 61H167V62H170V63H168V64H170L172 67L171 68H173V70H172V72H169V75H166V73L164 72V69H162L163 70V73L162 74H160V72L158 71V70H161V67L163 68L164 67V64L165 63H163V62H165ZM0 62H1V60H0ZM56 62V61H55ZM58 62V61H57ZM60 62V63H61ZM72 62V61H71ZM110 62V61H109ZM137 62V61H136ZM155 62V63H156ZM167 62H166V64H167ZM10 63V62H9ZM17 63V62H16ZM86 63V62H85ZM134 63V62H133ZM178 63V62H177ZM14 64V63H13ZM48 64V63H47ZM72 64V63H71ZM112 64V63H111ZM116 64H117V61H116ZM113 65L114 66V68L117 66V65ZM12 65V64H11ZM63 65V64H62ZM64 65H65V63H64ZM63 65V66H64ZM73 65V64H72ZM76 65V64H75ZM92 65V64H91ZM109 65V64H108ZM20 66V65H19ZM22 66H23V64H22ZM21 66V67H22ZM44 66V65H43ZM47 66H50V64L49 65H47ZM92 66H94V64L92 65ZM120 66V65H119ZM1 67V66H0ZM76 67V66H75ZM80 67V66H79ZM89 67H90V65H89ZM29 68V67H28ZM28 68H27V70H28ZM58 68H59V66H58ZM122 68V65H121V67H119V69H121ZM32 69V68H31ZM30 69V70H31ZM55 69H57V68H55ZM67 69V68H66ZM77 69H78V67H77ZM186 69V68H185ZM7 70V69H6ZM5 70V71H6ZM16 70V69H15ZM18 70V69H17ZM23 70V69H22ZM26 70V69H25ZM29 70V71H30ZM81 70H82V68H81ZM85 70V69H84ZM161 70V71H162ZM183 70V69H182ZM14 71V70H13ZM54 71V70H53ZM83 71V70H82ZM116 72H121V71H117V70H115ZM114 71V74L116 73ZM125 70H123V72H124ZM159 73H158V72ZM169 71H170V66H169ZM205 73H204V72ZM4 72V71H3ZM17 72V71H16ZM52 72V71H51ZM113 72V71H112ZM123 72H122V74L120 73L118 76L121 78V80L123 79H128V81L127 82H129L131 85H132V83L130 82V79L128 78V77H130V76H127V74H125V72H124V74H123ZM184 72V71H183ZM11 73H13V72H11ZM19 73V72H18ZM17 73V74H18ZM20 73H22L21 71H20ZM24 73H26V72H24ZM98 73V72H97ZM131 73H129V74H131ZM165 73V74H164ZM204 73V74H203ZM233 73V74H232ZM3 74V73H2ZM7 74V73H6ZM128 74V75H129ZM165 75V77H159L160 75L162 76V75ZM225 76H227V75H230V74H232L231 76L232 77H230L231 79H226L225 77H223L224 75ZM1 75V74H0ZM5 75V74H4ZM22 75V74H21ZM49 75V74H48ZM204 75V76H203ZM16 76V75H15ZM25 76V75H24ZM29 77H30V75H28ZM40 76H42V75H40ZM67 76V75H66ZM111 76H113V75H111ZM127 76V77H126ZM186 76V77H185ZM19 77V76H18ZM21 77V76H20ZM43 77V76H42ZM50 77V76H49ZM223 77V78H222ZM229 77V76H228ZM11 78V77H10ZM35 79H36V77H34ZM44 78V77H43ZM61 78H62V76H61ZM64 78V77H63ZM66 78H68V77H66ZM65 78V79H66ZM78 78V77H77ZM9 79V78H8ZM25 79H26V77H25ZM70 79V78H69ZM183 79V80H182ZM184 79L187 81V83H185L186 81H184ZM193 81H197V86L196 87H198L199 86V89H201V91H198V92H200V94L199 93H196L197 95H198V97H197V100H195L194 98V100L192 101V103L190 102L191 100H192V98H190L191 100H189V103H184V104H182V105H180L181 103H178V102H180L179 101V99H178V102H177V100L176 101H174V99L176 98L177 99V95H181V94H179V91H181L182 93H184V94H186L187 92L189 93V91H190V88H189V86H187V85H184V84H188L189 85V82L190 83H192L191 81L192 80ZM203 79H204V81H203ZM247 79V80H246ZM16 80V79H15ZM58 80H60V79H58ZM191 80V81H190ZM26 81V80H25ZM116 81V80H115ZM189 81V82H188ZM41 82V81H40ZM126 82V83H127ZM2 83V82H1ZM25 83V82H24ZM31 83V82H30ZM33 83V82H32ZM42 83V82H41ZM66 83V82H65ZM72 83V82H71ZM120 84L122 83V82H119ZM126 83H125V85H126ZM4 84V83H3ZM8 83L6 82V86L7 87H9L8 85H7ZM39 84V83H38ZM37 84V85H38ZM43 84V83H42ZM73 84H74V82H73ZM128 84V83H127ZM23 85V84H22ZM30 85V84H29ZM35 85V84H34ZM36 85V86H37ZM41 85V84H40ZM43 85H45V84H43ZM42 85V86H43ZM124 85V86H125ZM15 86V85H14ZM46 86V85H45ZM58 86V85H57ZM122 86H123V84H122ZM126 86H128V85H126ZM166 87L167 86V88L168 89H166V91L165 90H162V87ZM191 86V85H190ZM193 86V85H192ZM6 87V88H7ZM13 87V86H12ZM20 87V86H19ZM129 87H131V86H129ZM128 87V88H129ZM148 87V89L147 90H145L146 88ZM16 88V87H15ZM22 88V87H21ZM46 88V87H45ZM85 88V87H84ZM128 88H127V90H128ZM19 89V88H18ZM47 89V88H46ZM54 89H56L55 87H54ZM122 89H124V87H122ZM191 89H192V91H194L193 90V88L191 87ZM198 89V88H197ZM10 90V89H9ZM50 90H52V89H50ZM125 91H123V92H125V94H126V89H124ZM209 90H211L210 92H212V94L213 93H215L216 95V98H214V97H208V96H206L207 94L206 93H208V95H209ZM18 91V90H17ZM28 91V90H27ZM34 91V90H33ZM47 91V90H46ZM55 91V90H54ZM10 92V91H9ZM15 92V91H14ZM21 92V91H20ZM129 92V91H128ZM197 92V91H196ZM27 93V92H26ZM28 93H29V91H28ZM34 93V92H33ZM51 93V92H50ZM52 93H54V92H52ZM58 93V92H57ZM62 93V92H61ZM147 93V92H146ZM195 93V92H194ZM227 93V94H226ZM31 94V93H30ZM35 94V93H34ZM56 94V93H55ZM129 94H130V92H129ZM210 95V96H214V94L213 95ZM12 95V94H11ZM13 95H14V93H13ZM15 95H16V93H15ZM14 95V96H15ZM51 95V94H50ZM19 96V95H18ZM62 96V95H61ZM190 96V95H189ZM189 96L187 97V98H189ZM205 96V97H204ZM219 96H221V97H219ZM32 97V96H31ZM31 97H30V99H31ZM34 97V96H33ZM32 97V98H33ZM54 97V96H53ZM130 98V96L128 95V96H124V98H126V100H125V103H126V101H128L127 100V98ZM190 97H192V95L190 96ZM19 98V97H18ZM36 98H37V96H36ZM36 98H34V100L36 99ZM60 98V97H59ZM21 99V98H20ZM54 99V98H53ZM136 99H138V98H136ZM142 99V98H141ZM146 99V100H147ZM182 99V98H181ZM16 100H18V99H16ZM32 100V99H31ZM37 100V99H36ZM123 100V99H122ZM133 100H134V98H133ZM143 100V99H142ZM183 100V99H182ZM20 101V100H19ZM19 101H18V103H19ZM33 101V100H32ZM31 101V102H32ZM136 101V100H135ZM194 101H196V103L195 104H198V105H194L193 104V102ZM35 102V101H34ZM33 102V103H34ZM49 102V101H48ZM54 102H55V100H54ZM141 102V101H140ZM162 102H166L167 104H165V105H169V106H171V107H166V106H164L163 104H162ZM208 103L209 102V104L211 105V106H213L214 107V110H212V111H210V112H205V113H202L203 112V109H201V106H199L201 103ZM17 103V104H18ZM23 103V102H22ZM33 103H31L32 105H33ZM50 103V102H49ZM56 103H57V97H56ZM116 103H118L117 102V100H116ZM148 102H146V104H147ZM20 104V103H19ZM26 104V103H25ZM163 106H162V105ZM22 105V104H21ZM30 105V104H29ZM44 105V104H43ZM136 106H137V104H135ZM205 105V104H204ZM28 106V105H27ZM135 106V107H136ZM33 107H34V105H33ZM38 108L40 107V104H39V106H37ZM47 107V106H46ZM60 107V106H59ZM42 108V107H41ZM51 108H53V106L51 107ZM119 108V107H118ZM172 108H177V110H176V112L174 113H172V111H171V109ZM57 109V108H56ZM138 109V108H137ZM178 109L180 110V111H178ZM26 110H28V107H27V109ZM25 110V111H26ZM34 110V109H33ZM40 110V109H39ZM59 110H60V108H59ZM140 110V109H139ZM42 111V110H41ZM55 111V110H54ZM178 111V112H177ZM202 111V112H201ZM30 112V111H29ZM136 112H137V110H136ZM141 112V111H140ZM201 112V113H200ZM27 113V112H26ZM37 113H38V111H37ZM41 113H43V112H41ZM77 113V112H76ZM189 113H191V115L193 116L194 114L196 115H200L199 116V118L201 117V120L200 121H197L196 119H191L190 118V114ZM30 114V113H29ZM34 114V113H33ZM36 115V114H35ZM38 115V114H37ZM78 115V114H77ZM144 115V114H143ZM194 115V116H195ZM39 116H40V114H39ZM67 116V115H66ZM133 116V115H132ZM32 117V116H31ZM52 117V116H51ZM56 117V116H55ZM58 117V116H57ZM69 117V116H68ZM77 117V116H76ZM139 117H140V114H139ZM254 117H256V118H258V121H259V125H255V126H249V124L250 123H255V118ZM35 118H38V116L37 117H35ZM142 118V117H141ZM165 118V119H164ZM195 118V117H194ZM197 118H198V116H197ZM198 118V119H199ZM246 118H250L251 119V121L250 122H248V121H246L245 119ZM63 119H65V117L63 118ZM72 120H73V118H71ZM75 119V118H74ZM129 119V118H128ZM37 120V119H36ZM38 120H39V118H38ZM70 120V119H69ZM72 120H70V123H71V121ZM246 121L244 124H242V123H240V121ZM64 121V120H63ZM75 120H73V122H74ZM77 121V120H76ZM75 121V122H76ZM80 121V120H79ZM72 122V123H73ZM121 122L122 123H124L125 124V122L124 121H122L121 120ZM131 122V121H130ZM66 123V122H65ZM71 123V124H72ZM127 123V122H126ZM176 123L177 124H181L182 125V127L184 126L185 127V129H187L188 130V132L189 133H185V132H183L182 130L183 129H179L178 128V130L177 129H174V131H173V136H174V134H177L178 133V135L176 136V137H179V138H177V139H175L176 137H174V138H172L171 137V134L169 133V136L171 137V138H169V137H167L168 135H166V134H168V132H169V130H168V124H170V126H171V124H174V126L176 125ZM75 124V123H74ZM129 124V123H128ZM142 124V123H141ZM65 125V124H64ZM123 125V124H122ZM178 126V125H177ZM69 127V126H68ZM122 127V126H121ZM181 127V128H182ZM124 128V127H123ZM211 128V130L210 131H207V133H210L209 134V136H211V138L212 139H214V140H216L217 141V147L218 148H215L214 147V145H213V143L211 142V139H210V137L207 135V137H206V134H205V137H203V139H202V141L201 140H199L200 139V137H199V134H201V133H199V131H200V129H203V130H207V129H210ZM24 129V128H23ZM49 129V128H48ZM3 131V130H2ZM52 131V130H51ZM136 131V130H135ZM186 131V130H185ZM87 133V132H86ZM3 136H4V133L2 134ZM5 137V136H4ZM50 137V136H49ZM132 138H133V136H132ZM132 138H131V140H129V142H128V144L129 143H133V142H135L134 141V138L137 140V138L136 137H134L133 138V142H132ZM205 138V139H204ZM247 138V139H246ZM109 139V136H106L105 138H104V140H105V142L104 143H106L107 142V140ZM117 139V138H116ZM246 139V140H245ZM2 140H3V138H2ZM109 140H111V139H109ZM121 140V139H120ZM250 140L251 139H249L248 141L250 142ZM114 141V140H113ZM128 141V140H127ZM126 141V142H127ZM131 141V142H130ZM247 141V143H245V148H246V144H249V142ZM252 141V140H251ZM111 142V141H110ZM108 144H109V142H107ZM137 143V144H138ZM262 144V143H261ZM264 144V143H263ZM55 145V144H54ZM103 145V144H102ZM105 146H106V144H104ZM127 146H129V145H127V143H126V145H125V147H123V148H126V151H127ZM248 146H250V145H248ZM247 146V151H249V148L250 147H248ZM264 146V145H263ZM142 147L143 148H149V154H148V156L146 155V154H144V156L146 155L147 157H143V159L141 160V158L140 157H142L141 156V154L142 153H140V151L139 150H141L142 149ZM231 147H232V145H231ZM230 147V148H231ZM237 146L235 145L234 146V148H236ZM2 148H4V147H2ZM107 148H108V146H107ZM230 148H229V150H230ZM233 148V149H234ZM237 148H239V147H237ZM236 148V149H237ZM253 148V147H252ZM252 148H251V150H252ZM32 149V148H31ZM111 149V148H110ZM232 149V148H231ZM233 149H232V151H233ZM235 149V150H236ZM246 149H245V151H246ZM5 150V149H4ZM3 150V151H4ZM47 150V149H46ZM228 149H227V152L229 151ZM256 150V149H255ZM259 150V149H258ZM262 150V149H261ZM5 152V151H4ZM167 153L166 154V157H162L161 155L163 154V153ZM226 152V151H225ZM236 153H237V151H235ZM239 152V151H238ZM242 152V151H241ZM256 152V151H255ZM22 153V152H21ZM24 153V152H23ZM96 153H98V151L96 152ZM243 153V152H242ZM251 153V152H250ZM8 154V153H7ZM19 154V153H18ZM101 154V153H100ZM124 156V158H125V161L123 162L122 160H123V158H122V160L120 159V157L119 156H121L122 157V155ZM125 154V155H124ZM227 154H229L232 158L233 157H235V156H232V154H233V152H231V151H229V153H227ZM235 154V153H234ZM233 154V155H234ZM248 154V153H247ZM260 154V153H259ZM262 154H264V152H262ZM97 155H99V154H97ZM103 155V154H102ZM140 155V156H139ZM143 155V154H142ZM261 155V154H260ZM6 156V155H5ZM20 156V155H19ZM113 156H117V157H119V159L121 160H118L117 159V157H113ZM243 156V155H242ZM248 156H249V154H248ZM252 156V155H251ZM262 156V155H261ZM1 157V156H0ZM24 157V156H23ZM100 157H101V155H100ZM103 157V156H102ZM111 157H113L112 159H110ZM230 157V158H231ZM238 157L240 158V155L238 154ZM238 157H235V160H237V159H239ZM245 157V156H244ZM243 157V158H244ZM258 157V156H257ZM5 158V157H4ZM3 158V159H4ZM57 158V157H56ZM231 158V159H232ZM237 158V159H236ZM14 159V158H13ZM12 159V160H13ZM62 159V158H61ZM100 159V158H99ZM226 159L227 158H225L224 160H225V164H228L229 166H230V164L229 163H226ZM252 159V158H251ZM251 159H250V161H251ZM106 160V159H105ZM244 160V159H243ZM5 161V160H4ZM104 161V160H103ZM223 161V160H222ZM242 161V159L240 160V162ZM11 162V161H10ZM17 162H19V161H17ZM102 162V161H101ZM249 162V161H248ZM252 162V161H251ZM172 163H170V164H172ZM222 163V162H221ZM235 163V162H234ZM236 163H237V161H236ZM235 163V164H236ZM1 164V163H0ZM86 164V163H85ZM163 164H166V167L165 168H160L159 167V165H163ZM224 164V163H223ZM224 164V165H225ZM234 164V165H235ZM238 164V163H237ZM26 165V164H25ZM87 165V164H86ZM233 165V166H234ZM252 165V164H251ZM109 166V165H108ZM193 166H195L194 164H193ZM229 166H227L228 167V169H229ZM232 166V167H233ZM111 167V168H112ZM224 167V166H223ZM236 167H238V165L236 166ZM26 168H27V166H26ZM110 168V167H109ZM187 168H188V166H187ZM234 168V167H233ZM240 168V167H239ZM238 168V169H239ZM196 169H197V167H196ZM225 169H226V167H225ZM235 169V168H234ZM237 169V170H238ZM8 170V169H7ZM29 170V169H28ZM86 170H87V168H86ZM215 170V169H214ZM227 170V169H226ZM236 170V169H235ZM235 170H233L234 171V173H235ZM257 170V169H256ZM105 171V170H104ZM177 171V170H176ZM188 171H190V169L188 168ZM192 171V170H191ZM230 171V170H229ZM232 171V172H233ZM254 171V170H253ZM107 172V171H106ZM111 172V171H110ZM113 172V171H112ZM195 172V171H194ZM29 173H30V171H29ZM103 173H105V172H103ZM109 173V172H108ZM171 173V174H170ZM190 173V172H189ZM189 173H187V174H189ZM196 173H197V171H196ZM224 173V172H223ZM236 173H237V171H236ZM236 173H235V175H236ZM256 173V172H255ZM175 174H176V172H175ZM178 174H179V172H178ZM197 174H199V173H197ZM240 174H241V172H240ZM9 175V174H8ZM59 175V174H58ZM98 175V174H97ZM99 175H100V173H99ZM109 175H110V173H109ZM115 175V174H114ZM192 175V174H191ZM191 175H187V176H191ZM232 176V174H231V172H230V174H229V176ZM178 176V175H177ZM176 176V177H177ZM195 176H196V174H195ZM214 176H216V175H214ZM230 176V177H231ZM236 176H239V175H236ZM179 177V176H178ZM193 177V176H192ZM206 177V176H205ZM204 177V178H205ZM119 178V177H118ZM117 178V179H118ZM213 178V177H212ZM26 179V178H25ZM177 179V178H176ZM179 179V178H178ZM195 179V178H194ZM31 180V179H30ZM29 180V181H30ZM115 180V179H114ZM180 180V179H179ZM245 180V179H244ZM28 181V180H27ZM118 181V180H117ZM213 181V180H212ZM231 181V180H230ZM32 182V181H31ZM122 182V181H121ZM122 182V183H123ZM141 182H140V184H141ZM172 182H173V180H172ZM196 182V181H195ZM211 182V181H210ZM235 182V181H234ZM244 182V181H243ZM246 182V181H245ZM115 184H116V182H114ZM120 183V182H119ZM212 183V182H211ZM239 184V183H238ZM25 185V184H24ZM47 185H49V184H47ZM124 185V184H123ZM137 185V184H136ZM175 185V184H174ZM211 185V184H210ZM138 186V185H137ZM136 186V187H137ZM198 186V185H197ZM197 186H196V188H197ZM100 187V186H99ZM116 187H117V185H116ZM130 186H128V188H129ZM178 187V186H177ZM200 187V186H199ZM202 187V186H201ZM238 187V186H237ZM124 188V187H123ZM176 188V187H175ZM174 188V189H175ZM199 189V188H198ZM222 189V188H221ZM116 190V189H115ZM153 190V189H152ZM173 190V189H172ZM181 190H183V189H180V191L179 192H181ZM203 190V188L201 189V191ZM207 190V189H206ZM118 191V190H117ZM147 191H149V190H147ZM198 191V190H197ZM208 191V190H207ZM238 191V190H237ZM14 192V191H13ZM111 192H113V191H111ZM116 192V191H115ZM129 192V191H128ZM156 192V191H155ZM185 192V191H184ZM203 192H204V190H203ZM171 193V192H170ZM172 193H174V192H172ZM178 193V192H177ZM141 194V193H140ZM144 194V193H143ZM142 194V195H143ZM159 194V193H158ZM164 194V193H163ZM167 194H169L168 193V191H167ZM195 194V193H194ZM198 194V193H197ZM206 194V193H205ZM214 193H212V195H213ZM119 195V194H118ZM145 195H146V193H145ZM157 195V194H156ZM160 195V194H159ZM165 195V194H164ZM178 195V194H177ZM192 195V194H191ZM132 196V195H131ZM166 196V195H165ZM188 196V195H187ZM201 196V195H200ZM206 196V195H205ZM210 196V194H208V197ZM40 197V196H39ZM117 197V196H116ZM115 197V198H116ZM121 197V196H120ZM124 197V196H123ZM139 197V196H138ZM144 197V196H143ZM156 197V196H155ZM160 197H162V196H160ZM168 197V196H167ZM203 197V196H202ZM131 198H134V196L133 197H131ZM148 198V197H147ZM146 198V199H147ZM185 198H186V196H185ZM193 198V197H192ZM222 198V197H221ZM238 198V197H237ZM142 199V198H141ZM145 199V198H144ZM155 199V198H154ZM157 199V198H156ZM159 199V198H158ZM167 199V198H166ZM188 199V198H187ZM212 199V198H211ZM118 200V199H117ZM148 200H149V198H148ZM148 200H146V202L148 201ZM208 200V199H207ZM225 200V199H224ZM238 200H239V198H238ZM120 200H118V202H119ZM132 201H134V200H132ZM138 201V200H137ZM150 201V200H149ZM209 201H210V199H209ZM53 202V201H52ZM124 202V201H123ZM140 202H141V200H140ZM159 202V201H158ZM169 202H171V201H169ZM177 202V201H176ZM175 202V203H176ZM180 202V201H179ZM178 202V203H179ZM183 202V201H182ZM238 202V201H237ZM122 203V202H121ZM134 203V202H133ZM136 203V202H135ZM148 203V202H147ZM150 203V202H149ZM157 203V202H156ZM214 203V202H213ZM222 203H223V201H222ZM224 203H225V201H224ZM223 203V204H224ZM145 204V203H144ZM154 204V202L152 203V204H149V207L151 208V206ZM180 204V203H179ZM178 204V205H179ZM182 204V203H181ZM221 204V203H220ZM222 204V205H223ZM125 205V204H124ZM151 205V206H150ZM155 205V204H154ZM163 205V204H162ZM222 205H220V206H222ZM158 206V205H157ZM165 206V205H164ZM169 206V205H168ZM173 206H175V205H173ZM176 206H177V204H176ZM256 206V205H255ZM30 207V206H29ZM48 207V206H47ZM143 207V206H142ZM144 207H145V205H144ZM170 207V206H169ZM196 207H197V205H196ZM232 207V206H231ZM28 208V207H27ZM154 208V207H153ZM59 209V208H58ZM134 209V208H133ZM170 209V208H169ZM179 209V208H178ZM141 209H139V211H140ZM147 210V209H146ZM166 210V209H165ZM240 210V209H239ZM243 210H244V208H243ZM127 211V210H126ZM136 211V210H135ZM145 211V210H144ZM169 211V210H168ZM171 211V210H170ZM176 211V210H175ZM188 211V210H187ZM191 211V210H190ZM188 212L187 214H189V213H192V212ZM238 211V210H237ZM245 211V210H244ZM132 212V211H131ZM137 213V212H136ZM140 213V212H139ZM155 213V212H154ZM168 213V212H167ZM171 213V212H170ZM235 213V212H234ZM238 213H239V211H238ZM240 213H241V210H240ZM196 214V213H195ZM219 214V213H218ZM154 216H155V214H153ZM166 215V214H165ZM59 216V215H58ZM144 216V215H143ZM162 216V215H161ZM172 216V215H171ZM170 216V217H171ZM195 216V215H194ZM197 216V215H196ZM234 216H236V215H234ZM35 217V216H34ZM157 217V216H156ZM238 217V216H237ZM123 218H124V216H123ZM128 218V217H127ZM158 218V217H157ZM161 218V217H160ZM168 218V217H167ZM166 218V219H167ZM187 219V218H186ZM193 219H194V217H193ZM148 220V219H147ZM205 220V219H204ZM236 221H237V219H235ZM65 221H67V220H65ZM125 221V220H124ZM149 221H151V220H149ZM175 221V220H174ZM211 221V220H210ZM165 222H167V221H165ZM205 222H207V221H205ZM58 223V222H57ZM131 223V222H130ZM148 223V221H146V224ZM151 223V222H150ZM174 223H176V222H174ZM69 224V223H68ZM168 224V223H167ZM177 224V223H176ZM183 224V223H182ZM187 224V223H186ZM198 224V223H197ZM197 224H195L196 226H197ZM208 224V223H207ZM58 225V224H57ZM185 225V224H184ZM183 225V226H184ZM236 225H238V221H237V224ZM60 226V225H59ZM240 226V225H239ZM151 227H153V226H151ZM157 227V226H156ZM168 227V226H167ZM206 227V226H205ZM155 228V227H154ZM204 228V227H203ZM207 228V227H206ZM241 228V227H240ZM243 228V227H242ZM242 228H241V230H242ZM178 229V228H177ZM181 229V228H180ZM130 230V229H129ZM169 230V229H168ZM69 231H71V230H69ZM149 231V230H148ZM161 231V233H162V230H160ZM164 231H166L165 229H164ZM163 231V232H164ZM171 231V230H170ZM175 231V230H174ZM177 231V230H176ZM179 231V230H178ZM185 231V230H184ZM242 231H244V229L242 230ZM252 231H253V229H252ZM71 232H73V231H71ZM75 232V231H74ZM256 232V231H255ZM148 233V232H147ZM167 233V231L165 232V234ZM177 233V232H176ZM188 233V232H187ZM192 233V232H191ZM190 233V234H191ZM216 233V232H215ZM240 233H242V232H240ZM0 234H1V236H6L4 239H2V243L3 244H6L7 242H8V235H7V231H5V230H0ZM145 234H146V232H145ZM164 234V233H163ZM174 233H173V231H172V235H173ZM193 234L194 233H192V236H193ZM256 234H257V232H256ZM79 235H82V234H79ZM171 235V234H170ZM174 235H176V234H174ZM181 235V234H180ZM184 235V234H183ZM186 235V234H185ZM243 235V234H242ZM242 235H240V236H242ZM167 236V235H166ZM169 236V235H168ZM187 236V235H186ZM191 236V235H190ZM202 236V235H201ZM76 238H77V236H75ZM79 237V236H78ZM83 237V236H82ZM165 237V236H164ZM172 237V236H171ZM185 237V236H184ZM202 237H204V236H202ZM257 237V236H256ZM34 238V237H33ZM87 238V237H86ZM176 238V237H175ZM177 238H178V236H177ZM186 238V237H185ZM190 238H192V237H190ZM189 238V235H188V237H187V239H190ZM198 238V237H197ZM111 239V238H110ZM172 239V238H171ZM179 239H181V238H179ZM192 239H195V237H193ZM192 239H190V240H192ZM214 239V238H213ZM259 240V239H258ZM257 240V241H258ZM80 241V240H79ZM125 241V240H124ZM171 241V240H170ZM181 241H182V239H181ZM230 241V240H229ZM262 241V240H261ZM261 241L259 242V245H260V249H261V246L263 245V244H260L261 243ZM263 241H264V238H263ZM64 242V241H63ZM176 242V241H175ZM180 242V241H179ZM220 242V241H219ZM81 243H82V241H81ZM91 243V242H90ZM187 243V242H186ZM189 243V242H188ZM199 243V242H198ZM202 243H203V241H202ZM201 243V244H202ZM217 243V242H216ZM86 244V243H85ZM84 244V245H85ZM126 244V243H125ZM185 245H187V244H185ZM192 245V244H191ZM203 245H204V243H203ZM221 245V244H220ZM126 246V245H125ZM201 247H202V245H200ZM212 246V245H211ZM217 245H215V247H216ZM255 247H257L256 245H254ZM254 246H252V248H255ZM264 246V245H263ZM263 246H262V248H263ZM187 249H189V247H190V245L189 246H185ZM34 248V247H33ZM89 248V247H88ZM92 248V247H91ZM185 248V249H186ZM191 248V247H190ZM211 248V247H210ZM259 248H258V250H259ZM85 249H86V247H85ZM174 249V248H173ZM186 249V250H187ZM197 249V248H196ZM200 249V248H199ZM202 249V248H201ZM204 249V248H203ZM220 249V248H219ZM218 249V250H219ZM246 249H248V248H246ZM102 250V249H101ZM184 250V249H183ZM211 250V249H210ZM258 250H256V253H257V251ZM263 250V249H262ZM261 250V251H262ZM118 251V250H117ZM116 251V252H117ZM189 251H191L190 249H189ZM203 251V250H202ZM205 251H206V249H205ZM204 251V252H205ZM248 251H250L251 252V250H250V248H249V250ZM261 251H259V253H262L263 254V252H261ZM23 252V251H22ZM194 252V251H193ZM197 252H199V251H197ZM201 252V251H200ZM203 252V253H204ZM207 252V251H206ZM223 252V251H222ZM224 252H226L225 250H224ZM254 252V251H253ZM81 253H83V252H81ZM118 253V252H117ZM182 253H184V252H182ZM202 253V254H203ZM230 253V252H229ZM234 253V252H233ZM103 254V253H102ZM102 254H101V256H102ZM188 254V253H187ZM210 254H211V251H210ZM221 254V253H220ZM224 254V253H223ZM235 254H237V253H235ZM84 255H85V253H84ZM189 255V254H188ZM209 255V254H208ZM214 255V254H213ZM222 255V254H221ZM248 255H250L249 257L251 258V254H249V252H248ZM254 255V254H253ZM36 256V255H35ZM48 256V255H47ZM106 256V255H105ZM108 256V255H107ZM210 256V255H209ZM237 256V255H236ZM258 257L259 256H261L260 254H258L257 255ZM257 256H256V258H257ZM39 257V256H38ZM49 257V259H50V256H48ZM210 257H212L211 259L213 260V256H210ZM225 257V256H224ZM228 257V256H227ZM226 257V258H227ZM264 257V254L261 256V258L260 259H262ZM184 258V257H183ZM182 258V259H183ZM197 258V257H196ZM216 258V257H215ZM220 258V257H219ZM242 258V257H241ZM254 258H255V256H254ZM27 259H28V257H27ZM26 259V260H27ZM217 259V258H216ZM228 259H229V257H228ZM79 260V259H78ZM90 260V259H89ZM88 260V261H89ZM95 260V259H94ZM99 260V259H98ZM109 260V259H108ZM190 260H192V259H190ZM198 260V259H197ZM230 261H232L231 259H229ZM237 260H239L240 261V259H237ZM258 260V262H260L261 260H259V258L257 259ZM14 261V260H13ZM96 261V260H95ZM105 261H106V259H105ZM111 261V260H110ZM203 261V260H202ZM207 261V260H206ZM226 261L228 262V260L226 259ZM225 261V262H226ZM236 261V260H235ZM242 261V260H241ZM251 261H253V260H251ZM27 262V261H26ZM101 262V261H100ZM185 262V261H184ZM190 262V261H189ZM192 262H194V261H192ZM191 262V263H192ZM209 262V261H208ZM218 262V261H217ZM237 262V261H236ZM235 262V263H236ZM249 262H250V259H249ZM256 262V261H255ZM24 263V262H23ZM106 264H107V262H105ZM123 263V262H122ZM222 263V262H221ZM257 263V262H256ZM255 263V264H256ZM42 264V263H41ZM88 264V263H87ZM98 264V263H97ZM125 264V263H124ZM202 264V263H201ZM212 264V263H211ZM216 264V263H215ZM226 264V263H225ZM231 264V263H230ZM250 264H253V263H250ZM261 264V263H260ZM262 264H264V263H262Z\"/></svg>","mask_w":264,"mask_h":264}]
</instances>
